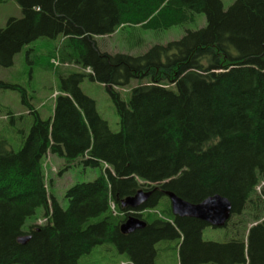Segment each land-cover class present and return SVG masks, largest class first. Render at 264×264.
Masks as SVG:
<instances>
[{"label": "trees", "instance_id": "trees-1", "mask_svg": "<svg viewBox=\"0 0 264 264\" xmlns=\"http://www.w3.org/2000/svg\"><path fill=\"white\" fill-rule=\"evenodd\" d=\"M11 1L22 17L0 27V67L37 39L56 40L46 57L47 66L57 62L58 91L43 118L20 85L0 80V91H20L32 117L16 150L0 139V264H79L109 243L131 264H154V243L175 237L180 264L189 251L201 264H264V0H234L227 10L220 0ZM198 14L203 28L139 56L97 47V38L121 28L166 30ZM85 79L106 88L118 132L81 91ZM133 82L125 97L115 90ZM47 154L64 161L60 173L75 162L100 169L65 192L66 209L45 183ZM140 190L149 193L145 203L122 205ZM165 192L193 204L213 195L229 200L226 241H203L207 225L174 217ZM158 206L171 223L157 216ZM38 209L45 223L25 227ZM130 216L146 226L121 234ZM21 237L29 240L20 244Z\"/></svg>", "mask_w": 264, "mask_h": 264}, {"label": "rangeland", "instance_id": "rangeland-1", "mask_svg": "<svg viewBox=\"0 0 264 264\" xmlns=\"http://www.w3.org/2000/svg\"><path fill=\"white\" fill-rule=\"evenodd\" d=\"M224 10L230 7L234 0H220ZM20 7L11 0L0 3V27H4L7 19L21 18ZM206 25L203 14L195 16L194 22L180 26H174L166 30L153 31L140 27H125L117 30L113 34L96 39L97 47L101 52L109 54H126L139 56L155 45H165L171 41H177L188 31H196ZM56 40L41 38L23 48L14 58L12 66L0 67V80L20 85L28 102L34 110L43 118L52 115L53 102L58 91V77L54 71L58 67L57 62L50 61L47 66V53L57 45ZM50 66H53L51 68ZM61 69L70 67L61 66ZM136 82L126 89H118L125 97L126 94L135 87ZM84 95L95 102V108L99 116L105 120L112 132H118V116L114 105L107 93L106 88L98 83L85 79L80 85ZM25 106L21 104V93L15 90L0 91V139L6 138L13 149L19 146L20 130L27 129L32 117L25 113ZM14 113L21 120L11 124L7 121L6 114ZM17 117V118H19ZM66 164L62 159L47 154L43 159V169L45 183L49 193H51L62 209L67 208L65 192L73 185L91 182L100 174L99 168L85 167L82 163H72L70 167L60 173ZM112 214L116 215L114 206L111 205ZM162 211V206L156 208V212ZM155 212V213H156ZM160 216L159 213H156ZM41 209H38L34 216L26 221L25 227L31 224H40L44 221ZM98 219H93L92 223ZM202 240L205 242L223 243L226 241L225 232L222 228L204 227L202 230ZM180 239H162L154 243L156 250L154 264H180L179 259ZM190 245H187L189 249ZM198 256L195 251L186 252L185 264H201L197 261ZM79 264H131L124 252H119L114 244H103L95 247L88 255L79 260Z\"/></svg>", "mask_w": 264, "mask_h": 264}, {"label": "water", "instance_id": "water-1", "mask_svg": "<svg viewBox=\"0 0 264 264\" xmlns=\"http://www.w3.org/2000/svg\"><path fill=\"white\" fill-rule=\"evenodd\" d=\"M165 196L169 200L172 215L177 218H191L211 228H223L231 217L232 205L229 200L220 195L207 197L196 204L189 203L171 192H165ZM148 197L149 193L140 190L134 196L126 198L122 205L135 210L145 203ZM145 226V222L130 216L121 223L119 230L121 234L127 235L144 229ZM28 240L29 237H21L18 242L25 244Z\"/></svg>", "mask_w": 264, "mask_h": 264}, {"label": "flooded vegetation", "instance_id": "flooded-vegetation-1", "mask_svg": "<svg viewBox=\"0 0 264 264\" xmlns=\"http://www.w3.org/2000/svg\"><path fill=\"white\" fill-rule=\"evenodd\" d=\"M162 219H165V220H167V219H166V218H164V217H163ZM167 221H169V220H167ZM169 222L171 223V221H169Z\"/></svg>", "mask_w": 264, "mask_h": 264}, {"label": "bare ground", "instance_id": "bare-ground-1", "mask_svg": "<svg viewBox=\"0 0 264 264\" xmlns=\"http://www.w3.org/2000/svg\"><path fill=\"white\" fill-rule=\"evenodd\" d=\"M45 220H46V219H45ZM45 220H44V221H45ZM44 223H45V222H43V224H44ZM40 224H42V223H40Z\"/></svg>", "mask_w": 264, "mask_h": 264}, {"label": "crops", "instance_id": "crops-1", "mask_svg": "<svg viewBox=\"0 0 264 264\" xmlns=\"http://www.w3.org/2000/svg\"><path fill=\"white\" fill-rule=\"evenodd\" d=\"M50 111H52V109ZM175 264H177V263H175Z\"/></svg>", "mask_w": 264, "mask_h": 264}]
</instances>
